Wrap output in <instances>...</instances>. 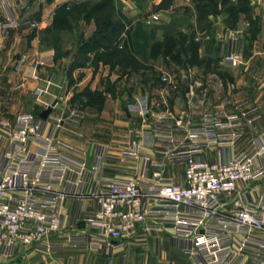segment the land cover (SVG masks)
Instances as JSON below:
<instances>
[{
    "label": "built area",
    "instance_id": "obj_1",
    "mask_svg": "<svg viewBox=\"0 0 264 264\" xmlns=\"http://www.w3.org/2000/svg\"><path fill=\"white\" fill-rule=\"evenodd\" d=\"M0 17V28L20 25L8 0H0ZM128 29L125 25L116 46L122 45ZM238 33L232 31L221 59L229 67L241 63L232 46ZM24 63L22 56L17 68ZM53 84V74L48 73L35 88L37 113L0 118V257L13 258L31 247L52 250L50 238L64 230L71 201L68 241L106 257L143 228L168 231L193 264H264V139L248 136L263 116L258 105L224 99L198 124L185 122V113L158 115L171 122L145 129L139 137L131 133L128 147L117 156L119 161L139 159L137 173L107 176V146L98 145L89 161L85 148L57 135L59 127L82 118L81 113L39 117L65 101L64 95L49 93ZM135 101L139 114L148 113L144 98ZM227 106L230 112L224 110ZM140 146L169 159L153 161L139 154ZM207 146L218 147L212 162L203 156ZM175 159L184 164L183 183L164 173ZM256 180L262 181V189L254 200H247L249 185ZM88 200L94 201V209H87Z\"/></svg>",
    "mask_w": 264,
    "mask_h": 264
},
{
    "label": "crops",
    "instance_id": "obj_2",
    "mask_svg": "<svg viewBox=\"0 0 264 264\" xmlns=\"http://www.w3.org/2000/svg\"><path fill=\"white\" fill-rule=\"evenodd\" d=\"M249 2V11L237 12L233 19L219 2V12L207 13L199 20L193 0H111L108 21H121L123 27H131L128 46L114 48L84 46L100 28L94 17L98 12L71 7L89 5L92 0H8L22 26L0 33V69L12 70V74L0 73V118L4 115L14 118L18 113L11 105L14 88L22 89L21 97L35 96V88L52 73L54 84L49 93L62 94L65 101L50 114L58 117L72 110L82 114V118H72L70 124L59 127L58 137L72 146L85 148L89 161L98 145L107 146L110 153L104 170L107 176L131 177L137 173L139 159L119 161L117 156L128 147L131 133L139 137L145 129L171 122L159 119L158 115L177 117L185 113V122L198 124L205 112L212 111L224 99L258 105L263 116L256 122L257 129L248 131V136L264 139V0ZM98 3H105L107 9L104 0L92 5ZM64 4L72 10L59 13ZM133 6L135 9H130ZM59 14L65 15V20L56 24ZM152 15H157V19H151ZM26 22L34 25L27 26ZM234 30L239 33L232 42L233 51L241 63L229 67L221 59ZM176 32L192 34L198 56L214 58L215 70L224 78L197 66L166 64L161 55L151 58V44ZM66 33L71 34V42L66 40ZM14 54L16 58L12 60ZM22 56L25 63L17 68ZM40 60L43 65L37 64ZM34 74L38 79L32 77ZM20 83L22 86L17 87ZM137 97L147 101L148 113L139 114L134 108ZM37 107L35 113L40 109ZM224 110L230 112L231 108L227 106ZM217 150L216 146L205 147L204 158L214 161ZM139 154L157 162L169 159L145 146H140ZM164 173L183 183V162L175 159L172 166L164 168ZM261 189L262 181L251 182L247 200H254ZM86 207L94 209V201L88 200ZM71 215L70 201L62 223L64 230L50 238L55 245L52 250L31 247L13 258L0 257V264H193V259L181 251L165 230L138 228L110 257L72 244L68 241L73 229Z\"/></svg>",
    "mask_w": 264,
    "mask_h": 264
},
{
    "label": "trees",
    "instance_id": "obj_3",
    "mask_svg": "<svg viewBox=\"0 0 264 264\" xmlns=\"http://www.w3.org/2000/svg\"><path fill=\"white\" fill-rule=\"evenodd\" d=\"M195 2V7L197 11L198 19H202L206 16L207 13H216L219 12L218 4L220 2L223 10L229 11L230 18H235L237 12H248L250 8L249 0H236L232 2L231 0H193ZM106 2L107 9L105 10V3L97 5H92L88 7L87 12H98L97 14H102L107 12V10L111 9L112 3L111 0H104ZM88 4H80L75 7H71L72 9H76L79 11L83 9L82 7H86ZM66 4L62 5L58 10L59 13H68L72 9L66 8ZM102 11H98L100 9ZM110 12V11H109ZM108 12V13H109ZM63 14L57 15L56 24L58 22H64ZM61 17V18H60ZM107 18H103V21L99 23V30L94 33L93 37L84 43V46H101L106 45L107 47L117 48L116 42L118 40L119 35L123 31V23L121 21L111 22L108 21ZM64 19V20H63ZM130 31L131 29L126 30V39L123 41L122 45L119 48H123L128 46V42L130 39ZM161 55L166 64L173 63L177 66H197L203 68L205 71L216 72L221 77L224 76L216 71V60L211 57H199L197 54V43L193 41V35L183 32H176L173 34L167 35L163 40L154 41L150 47V57L156 58Z\"/></svg>",
    "mask_w": 264,
    "mask_h": 264
},
{
    "label": "rangeland",
    "instance_id": "obj_4",
    "mask_svg": "<svg viewBox=\"0 0 264 264\" xmlns=\"http://www.w3.org/2000/svg\"><path fill=\"white\" fill-rule=\"evenodd\" d=\"M97 1L98 0H92V3L91 4H89V5H87L86 7H82V8H84V10H87L88 9V7H91V5L92 4H94V3H97ZM130 9H135V7L133 6V8H130ZM81 11H83V9H81ZM110 10H107V12H105V13H102V14H96L94 17H95V19H96V22L99 24V23H101L102 21H103V18L105 17H107V15H109L108 14V12H109ZM125 12V11H124ZM126 13V12H125ZM2 15H7V13H5V10H3L2 9ZM0 20L1 21H4L1 17H0ZM19 21V20H18ZM19 23V22H18ZM21 23V22H20ZM19 23V24H20ZM23 23V22H22ZM29 22H26V24H27V26L29 25V24H31V23H29ZM32 25V24H31ZM34 25V24H33ZM32 25V26H33ZM22 25L20 24V25H17V27L16 28H0V33H3V32H5V31H8V30H10V29H18L19 27H21ZM131 27H129V29H130ZM66 40L69 42H71V40H72V36H71V34L70 33H66ZM193 41H195L196 42V40L193 38ZM118 47V46H117ZM15 55L16 54H14V55H12V60H14L16 57H15ZM185 68V67H184ZM13 69V68H12ZM13 70H15V69H13ZM187 70V69H186ZM6 71H9L10 73L9 74H12V70L9 68H6V69H0V73H4V75L6 74ZM188 71V70H187ZM201 70H198V72H200ZM173 72H176V74H177V70H174ZM179 72V71H178ZM183 73L185 72V70H183L182 71ZM198 72H195V74L194 75H198ZM222 73H226V72H223V70L221 71ZM190 73V71L189 72H187V74H189ZM2 75V74H1ZM8 75V74H7ZM18 75V74H17ZM226 76H227V74H225ZM20 90H22V89H20ZM19 89L18 90H15V88H14V90H12L13 92H14V96H15V98H13L12 99V103H11V105H14L15 106V109L16 110H18V112H32V113H35V111L38 109V105L37 104H35L36 103V101H35V96L34 95H26V96H24V97H21V96H19V94H23V92L22 91H20ZM25 91V90H24ZM21 92V93H20ZM35 92V91H34ZM15 117V116H14ZM3 118H5V119H12L13 118V115L12 116H3Z\"/></svg>",
    "mask_w": 264,
    "mask_h": 264
},
{
    "label": "water",
    "instance_id": "obj_5",
    "mask_svg": "<svg viewBox=\"0 0 264 264\" xmlns=\"http://www.w3.org/2000/svg\"><path fill=\"white\" fill-rule=\"evenodd\" d=\"M50 112H51V108H47V109L41 111L38 115L42 119H46Z\"/></svg>",
    "mask_w": 264,
    "mask_h": 264
}]
</instances>
